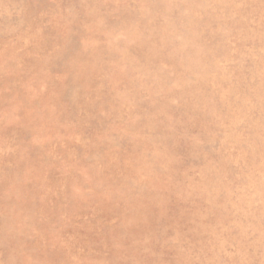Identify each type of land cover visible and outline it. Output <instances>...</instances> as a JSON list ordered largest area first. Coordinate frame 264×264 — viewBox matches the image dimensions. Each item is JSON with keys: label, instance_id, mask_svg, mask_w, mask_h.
I'll return each instance as SVG.
<instances>
[{"label": "rangeland", "instance_id": "rangeland-1", "mask_svg": "<svg viewBox=\"0 0 264 264\" xmlns=\"http://www.w3.org/2000/svg\"><path fill=\"white\" fill-rule=\"evenodd\" d=\"M0 264H264V0H0Z\"/></svg>", "mask_w": 264, "mask_h": 264}]
</instances>
